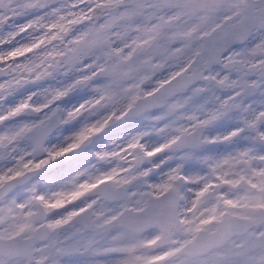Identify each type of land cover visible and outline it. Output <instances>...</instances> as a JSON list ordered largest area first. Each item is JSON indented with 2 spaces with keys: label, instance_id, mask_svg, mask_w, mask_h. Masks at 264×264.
Masks as SVG:
<instances>
[{
  "label": "snow or ice",
  "instance_id": "6c2138e0",
  "mask_svg": "<svg viewBox=\"0 0 264 264\" xmlns=\"http://www.w3.org/2000/svg\"><path fill=\"white\" fill-rule=\"evenodd\" d=\"M0 264H264V0H0Z\"/></svg>",
  "mask_w": 264,
  "mask_h": 264
}]
</instances>
